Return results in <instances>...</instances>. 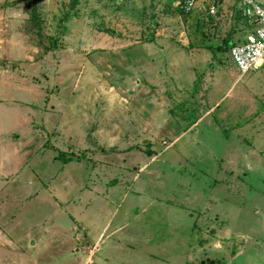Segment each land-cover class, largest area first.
<instances>
[{"label": "rangeland", "instance_id": "1", "mask_svg": "<svg viewBox=\"0 0 264 264\" xmlns=\"http://www.w3.org/2000/svg\"><path fill=\"white\" fill-rule=\"evenodd\" d=\"M231 10L0 0V264H264L262 68L232 83Z\"/></svg>", "mask_w": 264, "mask_h": 264}, {"label": "built area", "instance_id": "2", "mask_svg": "<svg viewBox=\"0 0 264 264\" xmlns=\"http://www.w3.org/2000/svg\"><path fill=\"white\" fill-rule=\"evenodd\" d=\"M183 12L189 13L199 0H178ZM208 15L217 14L218 0H201ZM238 12L251 23L249 31L241 43L229 49L230 58L240 74H244L257 65L264 66V6L255 0H233ZM207 3V4H206Z\"/></svg>", "mask_w": 264, "mask_h": 264}, {"label": "crops", "instance_id": "3", "mask_svg": "<svg viewBox=\"0 0 264 264\" xmlns=\"http://www.w3.org/2000/svg\"><path fill=\"white\" fill-rule=\"evenodd\" d=\"M5 1V0H4ZM176 1V3H178L177 2V0H175ZM259 3H261V5L262 6H264V0H259ZM207 4V3H206ZM204 5H203V2L201 1V0H199V2H198V4L195 6V9H193L191 12H189V14H191L192 16L193 15H197L198 16V13H201V11H204V7H203ZM228 6H231V11H229L230 13V15H232V13L234 14V16L236 15V14H239L238 12H236V8H235V5H234V1L233 0H218V5H217V14L216 15H213V17H214V19L213 20H215V19H221V17H223V15H225L224 13L226 12V8L228 7ZM179 7V6H178ZM180 8H181V5H180ZM181 11L183 12V10H182V8H181ZM205 12V11H204ZM204 12H202V13H204ZM184 14H185V12H183ZM4 16V15H3ZM207 16H211V15H208L207 14ZM233 16V15H232ZM242 17V16H241ZM242 19H244L245 20V18H243L242 17ZM212 20V21H213ZM248 25H249V31H251V23H248ZM177 31H179V30H177ZM248 31V32H249ZM172 32H175L174 30H172V31H170V34L172 33ZM247 32V33H248ZM246 33V34H247ZM230 34V33H229ZM228 34V35H229ZM246 34H244L241 38H240V41L238 42V43H241L243 40H244V38H245V35ZM164 35V34H163ZM179 35H180V38L177 40V41H175L174 43H176L177 45H179V46H182L183 45V47H191V45L192 44H190L189 43V41H188V38H184V37H187V36H192V32L191 31H189L188 33H186L185 31H183V30H180V33H179ZM231 36H232V34H230V36L228 37L229 39H231L232 40V38H231ZM161 37V35H160V33L158 34V37H157V39H161L160 38ZM154 39V38H153ZM152 39V40H153ZM228 44L230 45L229 46V49H230V47L232 46V45H234L233 44V42H228ZM236 44V43H235ZM209 47V49H207L206 48V50L205 49H203V50H201V52H203L202 54H203V56L201 57V59L200 60H203L202 62H203V64L205 63V64H207V67H208V65H210V64H212L211 63V60H213V56H214V54H213V52H214V48L215 47H213V46H208ZM208 53H210V55L208 56ZM230 56V55H229ZM232 61V60H231ZM233 63V62H232ZM232 68V67H231ZM260 68H262V70H261V72L259 73L260 75H262L261 77L259 76V77H256V80L255 81H257L258 82V84H260V86H261V84H264V66H262V65H257V67L256 68H254V69H251L252 70V72L253 71H257L258 69L260 70ZM202 69H204V66H203V68ZM232 71V75H234V74H236V77L234 78V80H233V84L237 81V80H240V79H242L243 77H244V74H247V72L246 73H244V74H240V73H238V71H237V69H236V67L234 66V68L233 69H231ZM215 71V70H214ZM251 85H254V83H251ZM251 88H253V87H250L249 88V90H248V93H251L252 94V92H251ZM255 89V91H256V87L254 88ZM254 91V93H253V96L255 97V95H256V93H257V91L255 92ZM250 102H252L251 100H250ZM256 108H257V106H256ZM256 108L254 109V106L252 105L251 106V108H250V111H248L247 113H248V116H252L253 115V118L258 114L259 116H260V112H262V111H259V113L257 112L258 110H256ZM211 108H209L208 110L206 109L204 112H203V114L204 113H207L209 110H210ZM254 109V110H253ZM253 110V111H252ZM221 115H223V116H228V113H227V111L226 110H224V111H221V113H220ZM27 129H28V127H27ZM30 132V131H29ZM17 173V172H16Z\"/></svg>", "mask_w": 264, "mask_h": 264}, {"label": "trees", "instance_id": "4", "mask_svg": "<svg viewBox=\"0 0 264 264\" xmlns=\"http://www.w3.org/2000/svg\"><path fill=\"white\" fill-rule=\"evenodd\" d=\"M177 5L180 7V1H178ZM230 34H231V33H230ZM230 34L228 35V37L230 36ZM152 39H153V37L151 36V37H149L147 40L150 41V40H152Z\"/></svg>", "mask_w": 264, "mask_h": 264}]
</instances>
